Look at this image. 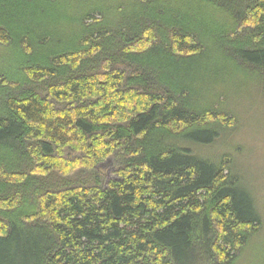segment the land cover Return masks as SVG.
<instances>
[{
  "label": "trees",
  "instance_id": "16d2710c",
  "mask_svg": "<svg viewBox=\"0 0 264 264\" xmlns=\"http://www.w3.org/2000/svg\"><path fill=\"white\" fill-rule=\"evenodd\" d=\"M56 1L0 0L30 59L0 74V264H264L232 156L203 155L235 73L264 93V0H73L68 41Z\"/></svg>",
  "mask_w": 264,
  "mask_h": 264
},
{
  "label": "rangeland",
  "instance_id": "374dc122",
  "mask_svg": "<svg viewBox=\"0 0 264 264\" xmlns=\"http://www.w3.org/2000/svg\"><path fill=\"white\" fill-rule=\"evenodd\" d=\"M76 4L77 1L74 4L73 0H57L55 4L46 5L47 15L41 20L38 14H30L29 8H23L21 15L32 24L40 20L49 27L58 26L57 29L61 30L60 35L67 40L70 32L66 31L77 26L76 19H73L75 10L77 11L73 9L78 6ZM12 26L13 22L10 28L13 33L16 32L15 36L18 35L16 25L14 24V28ZM37 57L32 56V61L36 62ZM39 57L44 61V56L39 54ZM27 58L17 45L13 48L0 43V74H5L10 82L19 81L21 79L19 69L30 60ZM256 82L257 77L252 74L235 73V85L233 84L229 91L231 97L229 108L234 112L231 117L233 129L227 131L216 144L206 148L203 155L218 158L222 154L230 153L234 171L242 176L264 216V93L255 87Z\"/></svg>",
  "mask_w": 264,
  "mask_h": 264
}]
</instances>
